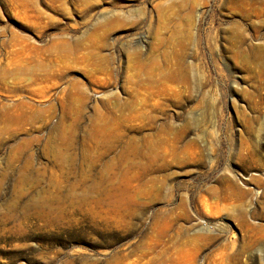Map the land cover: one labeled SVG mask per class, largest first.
I'll use <instances>...</instances> for the list:
<instances>
[{
	"label": "rangeland",
	"instance_id": "374dc122",
	"mask_svg": "<svg viewBox=\"0 0 264 264\" xmlns=\"http://www.w3.org/2000/svg\"><path fill=\"white\" fill-rule=\"evenodd\" d=\"M0 264H264V0H0Z\"/></svg>",
	"mask_w": 264,
	"mask_h": 264
}]
</instances>
